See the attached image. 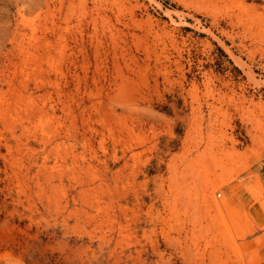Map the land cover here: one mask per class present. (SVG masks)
Instances as JSON below:
<instances>
[{
	"label": "rangeland",
	"instance_id": "1",
	"mask_svg": "<svg viewBox=\"0 0 264 264\" xmlns=\"http://www.w3.org/2000/svg\"><path fill=\"white\" fill-rule=\"evenodd\" d=\"M0 264H264V0H0Z\"/></svg>",
	"mask_w": 264,
	"mask_h": 264
},
{
	"label": "built area",
	"instance_id": "2",
	"mask_svg": "<svg viewBox=\"0 0 264 264\" xmlns=\"http://www.w3.org/2000/svg\"><path fill=\"white\" fill-rule=\"evenodd\" d=\"M219 196H221V194L219 193Z\"/></svg>",
	"mask_w": 264,
	"mask_h": 264
}]
</instances>
